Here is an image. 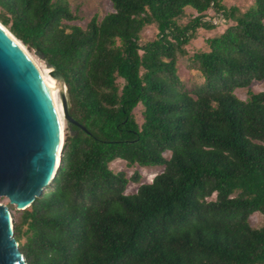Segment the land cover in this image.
<instances>
[{"label":"trees","instance_id":"1","mask_svg":"<svg viewBox=\"0 0 264 264\" xmlns=\"http://www.w3.org/2000/svg\"><path fill=\"white\" fill-rule=\"evenodd\" d=\"M110 2L81 28L62 0H0V23L60 72L87 130L70 125L55 186L20 211L25 262L264 264V225L249 223L264 216V90L235 94L264 81V0L244 13L221 0ZM187 9L197 15L181 25ZM210 12L233 25L192 55L203 83L188 92L177 56L214 28ZM149 25L156 39L141 45ZM115 160L164 169L125 194L141 177L114 173Z\"/></svg>","mask_w":264,"mask_h":264},{"label":"water","instance_id":"2","mask_svg":"<svg viewBox=\"0 0 264 264\" xmlns=\"http://www.w3.org/2000/svg\"><path fill=\"white\" fill-rule=\"evenodd\" d=\"M13 38L0 26V198L23 211L55 186L64 136L51 88ZM46 65L61 81L67 125L87 131L69 114L62 75ZM0 264H27L14 237L9 207L1 203Z\"/></svg>","mask_w":264,"mask_h":264},{"label":"rangeland","instance_id":"3","mask_svg":"<svg viewBox=\"0 0 264 264\" xmlns=\"http://www.w3.org/2000/svg\"><path fill=\"white\" fill-rule=\"evenodd\" d=\"M64 1L71 9V11L76 15L77 20L73 21L72 24L85 28L87 23L94 16L100 21L105 15L113 11L112 4L110 0H62ZM222 5L229 9L231 7H236L240 13H244L248 9L254 6V0H221ZM197 14L187 9L184 17L179 19L181 25L187 24L191 21ZM216 16L210 12L206 20L211 19L212 23H217L213 25V29L207 30L204 28H199L196 30L194 39L184 46L186 50L185 55L177 56V72L180 80L182 81L186 91L191 92L196 87L200 86L203 83L202 75L199 71L196 70L194 62H192V55L199 51H206L207 44L206 41L209 38L220 35L227 27L233 25L231 21H227L222 17L215 18ZM214 18V19H213ZM157 29L155 25L147 26L142 33L140 34V44L144 45L146 42H150L156 39ZM28 50V49H27ZM28 52L42 65H46V62L43 60L40 54L28 50ZM119 82H121L119 80ZM264 90V81H254L249 89H237L235 90L236 96L240 100H245L248 96V91L258 93ZM142 106L139 105L134 110V116L138 124L142 123ZM64 118V139L66 133L71 132V126L67 125L66 119ZM163 156L166 159H169L170 153L165 152ZM109 168L114 172H124L128 178L133 176L134 173H138L141 177L139 183H130L125 191V194H134L137 191L138 186L141 183H151L153 178L160 174L164 167H154V168H141L138 166H127L126 162L123 160H115L110 163ZM215 195H213L209 200H214ZM0 203L7 205L11 212L13 218V224L17 223L20 218L21 212L16 210L13 205L9 204V201L0 198ZM249 223L253 228H260L264 225V216L260 213H254L249 217Z\"/></svg>","mask_w":264,"mask_h":264},{"label":"bare ground","instance_id":"4","mask_svg":"<svg viewBox=\"0 0 264 264\" xmlns=\"http://www.w3.org/2000/svg\"><path fill=\"white\" fill-rule=\"evenodd\" d=\"M0 26L7 32L10 34V32L8 31V29L4 26H2V24L0 23ZM14 39V38H13ZM16 40L20 46L22 47V49L24 50V52L27 54V56L30 58V60L32 61V63L35 65V67L38 69V71L41 73V75L44 77V79L46 80V82L48 83L49 87L51 88L52 94H53V98H54V102H55V106L57 109V113L61 122V129H62V137L64 136V112H63V103H62V99H61V81L56 79L55 77L52 76V71L53 68L49 67L47 65H42L40 64L27 50V48H25L22 43H20L17 39ZM65 117V116H64Z\"/></svg>","mask_w":264,"mask_h":264}]
</instances>
